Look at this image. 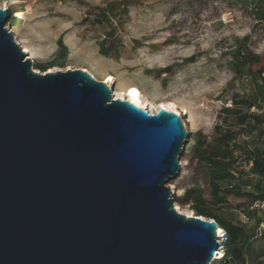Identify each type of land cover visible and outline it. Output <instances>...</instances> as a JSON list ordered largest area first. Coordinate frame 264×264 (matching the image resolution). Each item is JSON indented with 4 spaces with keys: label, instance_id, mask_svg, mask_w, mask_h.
<instances>
[{
    "label": "water",
    "instance_id": "95a60500",
    "mask_svg": "<svg viewBox=\"0 0 264 264\" xmlns=\"http://www.w3.org/2000/svg\"><path fill=\"white\" fill-rule=\"evenodd\" d=\"M7 12L0 264H208L218 224L177 212L166 185L188 137L179 115L114 100L115 86L81 69L35 71L4 27Z\"/></svg>",
    "mask_w": 264,
    "mask_h": 264
},
{
    "label": "rangeland",
    "instance_id": "374dc122",
    "mask_svg": "<svg viewBox=\"0 0 264 264\" xmlns=\"http://www.w3.org/2000/svg\"><path fill=\"white\" fill-rule=\"evenodd\" d=\"M0 5L8 9L4 27L28 49L36 70L85 69L96 80L111 75L117 90L137 86L152 113L160 109L157 102L175 103L188 133L179 158L184 165L166 184L177 211L191 212L180 197L194 185L210 200L207 170L197 151L230 136L234 178L219 185L231 192L210 208L220 218L240 222L242 210L264 192V180L252 174L246 159L247 150L264 147V124L250 118L240 123L244 114H258L264 95V72L259 73L264 70V0H0ZM221 231L208 264H233L223 256ZM262 250L264 236L253 237L244 246L245 259Z\"/></svg>",
    "mask_w": 264,
    "mask_h": 264
},
{
    "label": "trees",
    "instance_id": "16d2710c",
    "mask_svg": "<svg viewBox=\"0 0 264 264\" xmlns=\"http://www.w3.org/2000/svg\"><path fill=\"white\" fill-rule=\"evenodd\" d=\"M101 52L105 54V52ZM41 71H45V69H42ZM263 72L264 70L259 71V73ZM101 80L104 79L102 78ZM131 86L132 87L130 89H134L142 93L137 86ZM161 102L171 101H160L157 103ZM263 102L264 95L259 106H261ZM248 106H250V103L248 104ZM222 110L227 111L228 109L225 107ZM245 118L252 119L254 124L257 126L264 124V115H260V113L249 115L244 114L240 123H242ZM230 140V136L224 137V135H222L221 137H219L214 147L208 148L206 151H197L198 161L204 164L207 170V188L209 189L210 200L204 196V191L199 185H194L188 189H185L180 199L183 203L189 204V211H192L197 215L206 218L214 219L219 228L224 230L226 239L224 242L223 256H226L228 258V263L254 264L256 262L255 264H264V250L258 251L253 256L249 255V257L251 258L249 261L245 259L246 252L244 251V246L248 245L251 239L255 237V227L252 226L247 228L245 224L240 223L241 221L235 223L220 218L215 215L210 208V206L216 203L224 202V194L231 192V190L229 189H221L219 185L220 181L232 180L234 178L233 165L235 159L232 156H229ZM246 159L252 163V174L256 175L259 180H264V147L260 148L258 146H254L253 148H250L246 152ZM183 165L184 163L181 162V166ZM170 185L174 187V184L172 182L170 183ZM255 200H264V192L259 195H255L254 199H252L249 205ZM248 206H246L242 210V212H245V214L250 218L255 219L256 222L264 220V213L250 211L248 210ZM262 236H264V233L262 234ZM261 257H263V259L261 261H257V259ZM221 260L222 259H215V262H219Z\"/></svg>",
    "mask_w": 264,
    "mask_h": 264
},
{
    "label": "bare ground",
    "instance_id": "6f19581e",
    "mask_svg": "<svg viewBox=\"0 0 264 264\" xmlns=\"http://www.w3.org/2000/svg\"><path fill=\"white\" fill-rule=\"evenodd\" d=\"M4 6L5 5H3V8H2L1 5H0V7L2 9L8 10V9H6V7L4 8ZM18 45H20V44H18ZM21 49H22L23 53H25L26 55L28 54V49L27 48H24V50H23V47L21 46ZM35 71L38 72V70H36V69H35ZM84 71H87V70L84 69ZM48 72H54V71L49 70ZM89 74L91 75V73H89ZM92 77H93V75H92ZM106 77L107 78L105 80H100V81H102L103 84L113 88L115 86V82L113 81V77L111 75H107ZM115 89L116 88H114V93H113V97L115 98L114 100H116V99H119V100L128 99V101H130V102L132 100H134L136 102V104L138 105V107H140L142 109H146L145 108L146 107V101H145L144 98H142V96H141L139 91L134 90V89H130L128 92H124L123 90H117V89L115 90ZM141 104H142V107H141ZM160 108H163V109H166V110H169V111H174L175 113L180 115V113L177 112L178 110L175 108V103H173V102H162ZM150 113H152V112L150 111ZM179 164L181 165V162ZM169 189H171V186H170ZM172 193H174V192H172ZM175 204H174V209H175ZM175 210L177 211V209H175ZM177 212H179V211H177ZM179 213H181V212H179ZM190 213H193V212L191 211ZM182 214H184V213H182ZM189 214H185V215H189ZM218 229H219V227H218ZM218 229H217V233H218L217 237H219L221 235V232H222L221 229H219V230Z\"/></svg>",
    "mask_w": 264,
    "mask_h": 264
},
{
    "label": "built area",
    "instance_id": "2783aa9c",
    "mask_svg": "<svg viewBox=\"0 0 264 264\" xmlns=\"http://www.w3.org/2000/svg\"><path fill=\"white\" fill-rule=\"evenodd\" d=\"M258 113L264 115V102L261 104L260 108L258 109ZM179 117H180V115H179ZM248 210L256 211L259 213H264V200L253 201L248 206ZM240 221L242 223H252V226L255 227L254 228L255 236H262V234L264 233V220L256 222L255 219L250 218L248 215L245 214V212H241L240 213Z\"/></svg>",
    "mask_w": 264,
    "mask_h": 264
},
{
    "label": "crops",
    "instance_id": "0c3cea01",
    "mask_svg": "<svg viewBox=\"0 0 264 264\" xmlns=\"http://www.w3.org/2000/svg\"><path fill=\"white\" fill-rule=\"evenodd\" d=\"M125 89H126V88H125ZM125 89H124V90H125Z\"/></svg>",
    "mask_w": 264,
    "mask_h": 264
}]
</instances>
